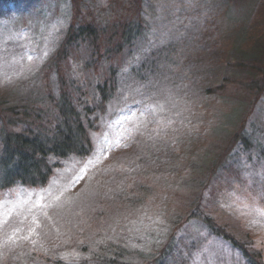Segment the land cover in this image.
<instances>
[{"label": "rangeland", "instance_id": "374dc122", "mask_svg": "<svg viewBox=\"0 0 264 264\" xmlns=\"http://www.w3.org/2000/svg\"><path fill=\"white\" fill-rule=\"evenodd\" d=\"M143 1L152 43L147 56L162 50L157 63L164 72L149 86L133 85L123 75L116 97L90 132V152L61 160L43 186L0 190V201L6 202L0 215V264H40L46 257L62 263L116 240L146 253L148 234H170L174 220L188 210L197 182L187 176L207 171L201 162L206 151L223 149L243 122L246 136L264 127V87L250 110L257 87L231 81L239 72L232 67L235 59H264V0ZM1 7L0 20L9 26H0V90L10 85L14 92L34 90L66 44L72 16L67 0ZM137 39L135 48L141 51L146 43L142 36ZM67 58L59 70L80 76V86L91 95L81 76L87 67ZM221 85L225 91L217 96L213 89ZM85 100L90 104L93 98ZM218 121L221 129L213 132ZM237 161L234 167L240 170ZM262 166L263 161L242 174L234 189L223 190L220 206L264 249V216L257 211L264 209ZM200 229L190 221L177 227L175 236L187 245L203 236ZM212 244L195 252L196 264H240L235 251Z\"/></svg>", "mask_w": 264, "mask_h": 264}, {"label": "trees", "instance_id": "16d2710c", "mask_svg": "<svg viewBox=\"0 0 264 264\" xmlns=\"http://www.w3.org/2000/svg\"><path fill=\"white\" fill-rule=\"evenodd\" d=\"M22 1L26 0H0V4L19 5ZM67 3L72 16L68 19L66 44L54 56L50 69L41 75L43 80L36 82L38 87H34L38 90L20 93L19 85H14L17 92L11 85L9 89L0 90V190L15 185L43 186L61 160L90 152V132L98 128L99 117L108 102L116 97L124 83L120 82L123 75L127 74L133 85L149 86L150 79L164 72L162 65L157 63L162 50L152 53V57L147 56L151 53L152 43L147 32L149 27L141 14L143 0H67ZM0 10L4 11V8ZM4 22L6 20H0V26H9ZM261 33L264 34V30ZM141 36L146 43L141 44L148 48L147 51L144 46L141 51L135 48L137 38ZM122 52L124 56L120 57ZM136 52H139V58L135 57ZM67 55L87 67V72L81 76L90 83L91 95L85 94L84 85L80 86V76L72 71L62 74L59 70L63 58L69 59ZM255 58L235 59L232 65L239 72L231 81L241 83L244 88L257 87L256 100L250 110L254 109L264 87V59ZM63 66L71 68L68 64ZM78 90L80 94L74 98ZM213 91L220 96L225 88L221 85ZM84 98L93 100L86 104ZM222 118L219 117L220 121ZM220 121L213 132L221 129ZM234 131L223 149L206 151L201 158V162L208 165L203 175L195 176L194 171L193 175L189 173L187 180L197 182V190L188 210L173 223L169 220L174 225L170 234L161 233L164 236L156 238L148 234L152 238H149L146 253L126 246L123 240H116L101 244L77 258L62 260V263L46 257L40 264H196L195 252L200 246H212V243L235 251L241 259L240 264H264L263 247L240 227L232 213L220 206L223 190L234 189L236 182H242V174L255 170L260 162H264V127H257L252 136H246L243 122ZM236 159L243 173L235 169ZM190 221L200 224L199 233L203 236L198 237V241L182 244L175 236L177 227Z\"/></svg>", "mask_w": 264, "mask_h": 264}, {"label": "snow or ice", "instance_id": "6c2138e0", "mask_svg": "<svg viewBox=\"0 0 264 264\" xmlns=\"http://www.w3.org/2000/svg\"><path fill=\"white\" fill-rule=\"evenodd\" d=\"M29 59H31V57H29ZM26 191H29L31 193V190H26ZM5 203H6L5 201H0V215L3 214ZM257 211L260 216H264V209H258Z\"/></svg>", "mask_w": 264, "mask_h": 264}]
</instances>
